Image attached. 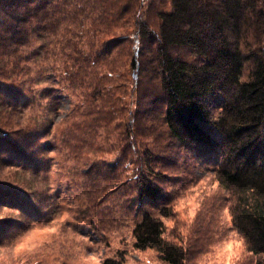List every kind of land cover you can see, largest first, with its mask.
I'll return each instance as SVG.
<instances>
[{"label": "rangeland", "instance_id": "374dc122", "mask_svg": "<svg viewBox=\"0 0 264 264\" xmlns=\"http://www.w3.org/2000/svg\"><path fill=\"white\" fill-rule=\"evenodd\" d=\"M60 2L52 27L1 49L0 264H167L134 247L145 210L187 264H256L216 156L172 137L155 69L133 68L131 38L151 57L138 25L158 28L170 0ZM145 180L161 187L160 209L141 201Z\"/></svg>", "mask_w": 264, "mask_h": 264}, {"label": "trees", "instance_id": "16d2710c", "mask_svg": "<svg viewBox=\"0 0 264 264\" xmlns=\"http://www.w3.org/2000/svg\"><path fill=\"white\" fill-rule=\"evenodd\" d=\"M170 2L158 13V28L139 25L151 57L130 37L133 68L155 69L172 137L216 156L215 177L231 197L233 225L256 264H264V0ZM61 9L60 0H0V62L8 52L1 49L26 45L36 23L43 34ZM140 187L141 201L160 209L161 187L147 180ZM161 215L169 216L164 207ZM166 232L163 220L145 210L134 247L155 250L167 264H187L185 248ZM103 264H124V256Z\"/></svg>", "mask_w": 264, "mask_h": 264}, {"label": "bare ground", "instance_id": "6f19581e", "mask_svg": "<svg viewBox=\"0 0 264 264\" xmlns=\"http://www.w3.org/2000/svg\"><path fill=\"white\" fill-rule=\"evenodd\" d=\"M139 22H140V21H138V23H139ZM138 26H139V25H138ZM139 30H140V29H139ZM136 32H137V31H136ZM138 33H139V31H138ZM136 34H137V33H136ZM136 34H135V35H136ZM136 36H138V35H136Z\"/></svg>", "mask_w": 264, "mask_h": 264}]
</instances>
